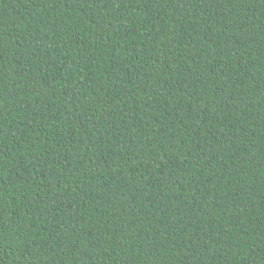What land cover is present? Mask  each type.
Here are the masks:
<instances>
[{
  "label": "trees",
  "instance_id": "16d2710c",
  "mask_svg": "<svg viewBox=\"0 0 264 264\" xmlns=\"http://www.w3.org/2000/svg\"><path fill=\"white\" fill-rule=\"evenodd\" d=\"M0 264H264V0H0Z\"/></svg>",
  "mask_w": 264,
  "mask_h": 264
}]
</instances>
